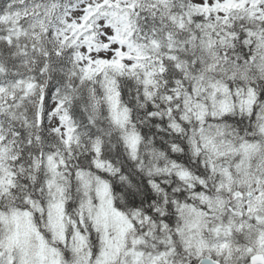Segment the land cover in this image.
<instances>
[{
  "label": "snow or ice",
  "instance_id": "6c2138e0",
  "mask_svg": "<svg viewBox=\"0 0 264 264\" xmlns=\"http://www.w3.org/2000/svg\"><path fill=\"white\" fill-rule=\"evenodd\" d=\"M0 264H264V0H0Z\"/></svg>",
  "mask_w": 264,
  "mask_h": 264
}]
</instances>
